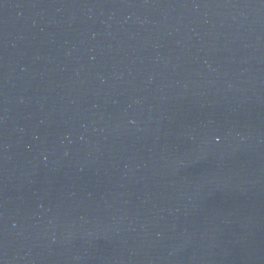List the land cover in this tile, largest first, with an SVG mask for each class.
Returning <instances> with one entry per match:
<instances>
[{
	"label": "water",
	"instance_id": "95a60500",
	"mask_svg": "<svg viewBox=\"0 0 264 264\" xmlns=\"http://www.w3.org/2000/svg\"><path fill=\"white\" fill-rule=\"evenodd\" d=\"M0 264H264V0H0Z\"/></svg>",
	"mask_w": 264,
	"mask_h": 264
}]
</instances>
